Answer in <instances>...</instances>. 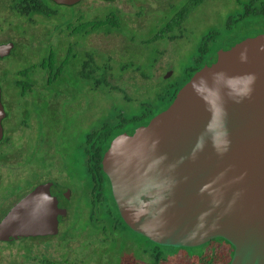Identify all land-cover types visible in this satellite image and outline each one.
<instances>
[{
    "label": "water",
    "instance_id": "obj_1",
    "mask_svg": "<svg viewBox=\"0 0 264 264\" xmlns=\"http://www.w3.org/2000/svg\"><path fill=\"white\" fill-rule=\"evenodd\" d=\"M11 46L0 44V57ZM3 115L0 94V138ZM102 164L136 233L174 247L222 237L233 246L228 264H264V33L220 48L165 109L116 135ZM57 204L28 194L0 220V240L56 234Z\"/></svg>",
    "mask_w": 264,
    "mask_h": 264
},
{
    "label": "flooded vegetation",
    "instance_id": "obj_2",
    "mask_svg": "<svg viewBox=\"0 0 264 264\" xmlns=\"http://www.w3.org/2000/svg\"><path fill=\"white\" fill-rule=\"evenodd\" d=\"M83 1L59 4L55 0H0V44L12 43L9 53L0 57V94L4 110L1 119L0 184H26L17 194L11 188L8 192L0 189V220L19 200L39 190L40 193L54 196L57 205L65 208L58 222L60 231L64 220L69 219L68 202L74 192H78L89 201V221L94 225L87 231L78 229L85 233L88 242H108L110 237L97 227L99 217L95 214L97 205L105 200V193L108 204H112L113 199L109 177L103 170L104 152L116 135L132 132L136 127L147 124L153 115L148 119L134 118L129 125V120L122 119L110 128L90 129L86 93L89 83L122 82L127 87L148 84L150 87L163 67L160 65H170L167 56L174 52L175 40L182 38L180 32L174 33V28L183 27L188 15L206 0H179L176 10L177 0H129L135 6L136 19L133 21L126 19L124 11L114 4L116 0H103L110 7L103 6L104 9L100 10L97 6L94 12L89 11V5L84 7L87 5L85 3L79 7L76 15L71 12H67V15L59 13L63 7L68 9ZM146 2L149 3V17L143 28H134V22L138 25L139 20L148 13L143 5ZM231 2L234 7L229 10L228 29L232 22H236V35L241 40L264 33V0ZM171 8L172 16H166V11ZM91 20L99 21L98 28H94ZM153 27L156 32H150ZM249 29H252V35L243 36V30ZM214 32L211 30V33ZM92 33L116 35L120 42L118 55H111L105 48L92 45ZM138 34L147 36L142 41V44H147L142 47L147 48L152 43L159 48L157 52L160 58L149 61L150 75H139V66L134 64L137 58L130 55V51L135 50L133 41ZM233 43L226 41L217 45L214 40L207 43L206 38L203 39L197 47V56L188 79L196 69L214 58L220 48ZM23 51L26 55L29 53L28 58L32 60H25L20 67L11 69L12 65L6 58L13 52ZM106 56L121 58L129 63L125 62L115 77L107 72ZM129 65L133 67L128 69ZM168 74L170 76L172 70ZM186 81L174 83L173 86L179 89ZM80 90L84 93L80 101L82 104L70 114L68 110L74 108L72 103L76 102ZM170 102L169 97L162 109ZM58 119L62 121L58 123ZM70 181L78 183L76 191ZM66 225V229H69L70 224Z\"/></svg>",
    "mask_w": 264,
    "mask_h": 264
},
{
    "label": "rangeland",
    "instance_id": "obj_3",
    "mask_svg": "<svg viewBox=\"0 0 264 264\" xmlns=\"http://www.w3.org/2000/svg\"><path fill=\"white\" fill-rule=\"evenodd\" d=\"M102 1L85 0L68 9L63 7L59 10V13L67 15V12H71L76 15L79 7L85 3L87 5H84V7L90 6V12H94L98 7L100 10L103 6H106L104 8L110 7V4L105 5ZM147 1L149 2V0ZM114 4L120 6L126 19H131L132 21L136 19L134 16L135 6L129 0H116ZM143 5L148 13L144 16L145 18L139 20L138 25L134 22V28H143L146 18L149 17V3L146 2ZM155 6L157 7L158 5L155 4ZM175 6L176 10L179 7V0L175 1ZM232 7H234V4L231 0H206L192 14L188 15L183 27H175L174 33L180 32L182 38L175 40L174 52L167 56L170 65H160L163 67L150 87L149 84L147 86L127 87L122 82H102L99 85L90 82L89 89L86 91L88 96L89 128L97 129L103 126L110 128L111 125L119 120L122 121V119L129 120V125L132 124L131 121L134 118L148 119L149 116H154L162 111L174 89L178 88L174 87L173 84H181L188 79L189 70L194 65V60L197 56V47L202 44L203 39L206 38L207 43L214 40L217 45L226 41L233 43L236 40H241L240 36L236 35L238 32V27L235 26L236 22H232L234 26L231 25L229 29L227 28L228 15ZM101 15H103L102 12ZM165 15L172 16V8L166 11ZM211 30L215 32L211 33ZM251 30H243L242 35H252L250 34ZM209 31L210 33H208ZM150 32H156L155 27ZM146 38V35L138 34L136 40L133 41L135 50L132 49L130 51V55L137 58L135 60L137 62L134 64L139 66V75H150L149 61L160 58L157 52L159 48L154 44L149 43V46L146 45L147 48L142 47L146 43L142 44V41L144 42ZM90 43L97 48H105L111 55H118L120 42L114 34L92 33L90 35ZM140 46L142 49L138 48ZM28 56L29 53L26 55L25 51L22 53L13 52L6 59L12 65L10 67L12 69L20 67L25 60H32ZM125 62L128 61L106 56V64L108 65L107 68H109L107 72L115 77L118 76L121 66ZM132 67L129 65L128 69ZM1 68L2 62L0 61ZM169 68L172 70L170 76L168 74L170 72ZM102 74L103 70H101ZM83 94L80 90V97L78 96L76 102L72 103L74 108L68 110L69 113L71 112L70 114L76 108H80ZM57 117L64 116L58 115ZM60 119H58V123L62 121ZM70 185L76 191L78 183L70 181ZM25 186L26 184L24 183H14L6 186L0 184V189H5L8 192L11 188L17 194ZM107 198L105 193V200L97 205L100 208L95 213L97 216L103 215V208L109 202ZM68 203L70 204L69 219L64 220V226H61L60 231L55 235L19 238L10 242L0 241V264H180L183 260L201 254L213 247L224 249L226 253L231 251L229 243L219 238L215 239L212 244L203 243L194 247L162 245L155 248L144 237L135 234L127 228L109 233L110 240L108 242H95L94 240L91 243L84 236L85 233L78 229L87 231L94 228V225L89 221L90 218L87 211V207H90L89 201L78 192H74ZM66 224H70L69 229H66ZM98 237H101V235H98ZM220 264H225V262Z\"/></svg>",
    "mask_w": 264,
    "mask_h": 264
},
{
    "label": "trees",
    "instance_id": "obj_4",
    "mask_svg": "<svg viewBox=\"0 0 264 264\" xmlns=\"http://www.w3.org/2000/svg\"><path fill=\"white\" fill-rule=\"evenodd\" d=\"M91 22H94L93 26H95L94 27L95 29L98 28L99 21L91 20ZM177 89L178 88L174 89L172 95L170 96V101H172V99L174 98L176 92L178 91ZM111 200H112V204L109 203V204L105 205V207L103 208V211H102L103 215L98 216L99 220L97 221L98 223L96 225L99 229H102V231H104L105 234H107V233L111 234V232H116V231H120L122 228H127L130 231L134 232L135 234H138V235L144 237L147 241H149L151 244H153L155 248L162 246L160 244H157V243L151 241L147 237L133 231L124 222V220L121 218L115 202L113 201V199H111ZM99 210H100V208H98V211ZM218 238L228 242L227 240H225L222 237H216V238H213L210 241L206 242L205 244H207V243L212 244V242ZM229 245L231 247V251L229 252L230 254L228 252L226 253V250H224V249L213 247L212 249H207L206 251L202 252L201 254H198V255H195L189 259L183 260L182 262H180V264H220V263H224V262H225V264H228L229 260L231 258L232 251H233L232 244L229 243Z\"/></svg>",
    "mask_w": 264,
    "mask_h": 264
}]
</instances>
